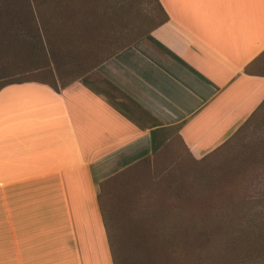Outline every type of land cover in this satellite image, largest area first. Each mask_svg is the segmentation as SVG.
Listing matches in <instances>:
<instances>
[{
  "label": "crops",
  "instance_id": "0c3cea01",
  "mask_svg": "<svg viewBox=\"0 0 264 264\" xmlns=\"http://www.w3.org/2000/svg\"><path fill=\"white\" fill-rule=\"evenodd\" d=\"M157 2L81 80L0 89V264H114L99 182L175 138L206 154L264 101V0Z\"/></svg>",
  "mask_w": 264,
  "mask_h": 264
},
{
  "label": "rangeland",
  "instance_id": "374dc122",
  "mask_svg": "<svg viewBox=\"0 0 264 264\" xmlns=\"http://www.w3.org/2000/svg\"><path fill=\"white\" fill-rule=\"evenodd\" d=\"M28 9L39 35L24 39L17 23ZM164 17L157 0L138 11L111 0H0V86L81 80ZM99 201L114 264H264V102L206 154L175 138L111 172Z\"/></svg>",
  "mask_w": 264,
  "mask_h": 264
},
{
  "label": "trees",
  "instance_id": "16d2710c",
  "mask_svg": "<svg viewBox=\"0 0 264 264\" xmlns=\"http://www.w3.org/2000/svg\"><path fill=\"white\" fill-rule=\"evenodd\" d=\"M53 11H54V12H53ZM52 12H53V13H52ZM50 13H51V15H53V16H56V15H57V13H56V11H55V7L51 9ZM25 14H27V15L24 16V18H23V16H22V17L19 16V18L22 19V22L17 23V25H19L18 28H17V31L19 30V31H18L19 33H18V34H19V35H23V36H25L24 39H25L26 37H28L29 35H30V36H33V37H35V35H39L38 32H37V28H38V26H37L36 23H35L36 21H35V17H34V15H33L32 11H31L30 9H28L27 12L24 13L23 15H25ZM27 39H28V38H27ZM32 47H33V46H32ZM38 50H39V53H41V52H40V48H38ZM30 81H31V80H19V79H18V80L7 81V82H5L4 84H2V85L0 86V89L3 88V87H5V86H7V85H9V84H13V83H23V82H30ZM263 102H264V101H263ZM263 102H262V103H263ZM262 103H261V104H262ZM261 104H260V106H261ZM258 108H259V107H258ZM258 108H257V109H258ZM257 109H256V110H257ZM256 110H255V111H256ZM255 111H254V112H255ZM254 112H253V113H254ZM253 113H252V114H251V115H250L245 121H247V120L253 115ZM245 121H244V122H245ZM244 122H243V123H244ZM243 123H242V124H243ZM242 124H241V125H242ZM241 125H240V126H241ZM237 129H238V128H237ZM237 129H236V130H237ZM236 130H235V131H236ZM235 131H234V132H235ZM234 132H233V133H234ZM233 133H232V134H233ZM232 134H231V135H232ZM231 135H230V136H231ZM230 136H229V137H230ZM229 137H227V138H229ZM227 138H226V139H227ZM226 139H225L221 144H223V143L226 141ZM221 144H220V145H221ZM220 145H218V146H220ZM218 146H217V147H218ZM217 147H215L214 149H216ZM214 149H213V150H214ZM211 151H212V150H211Z\"/></svg>",
  "mask_w": 264,
  "mask_h": 264
},
{
  "label": "snow or ice",
  "instance_id": "6c2138e0",
  "mask_svg": "<svg viewBox=\"0 0 264 264\" xmlns=\"http://www.w3.org/2000/svg\"><path fill=\"white\" fill-rule=\"evenodd\" d=\"M111 2H112V5L114 7H119L122 9L128 8L129 10H131L132 6L135 5V6H137V11H138V6L143 3V0H111ZM145 18H147V17H145ZM257 59L258 60L264 59V53H261L260 57H257ZM250 67L251 66L246 67L245 71H248L250 69ZM57 90H59V89H57ZM150 195H151V193H145V198L146 199L149 198Z\"/></svg>",
  "mask_w": 264,
  "mask_h": 264
}]
</instances>
